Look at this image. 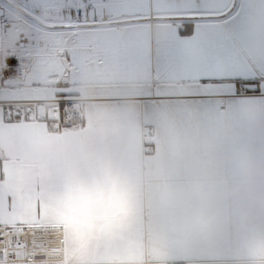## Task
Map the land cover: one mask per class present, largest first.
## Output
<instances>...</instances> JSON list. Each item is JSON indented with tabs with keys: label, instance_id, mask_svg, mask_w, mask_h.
<instances>
[{
	"label": "crops",
	"instance_id": "obj_1",
	"mask_svg": "<svg viewBox=\"0 0 264 264\" xmlns=\"http://www.w3.org/2000/svg\"><path fill=\"white\" fill-rule=\"evenodd\" d=\"M26 3L37 5L30 24ZM197 3L204 22L178 38L182 0H103L74 71L77 45L50 23L56 0H0L26 67L0 98L57 99L67 83L69 98L84 101L85 127L61 135L0 121V191L24 194L31 221L60 230L59 259L38 254L34 264H264V94L189 95L209 44L226 45L244 78L264 75V0ZM29 31L44 41L28 42ZM122 43L132 66L117 72ZM12 50L0 38V65ZM169 50L165 83L156 66ZM144 126L156 144L146 156Z\"/></svg>",
	"mask_w": 264,
	"mask_h": 264
},
{
	"label": "snow or ice",
	"instance_id": "obj_2",
	"mask_svg": "<svg viewBox=\"0 0 264 264\" xmlns=\"http://www.w3.org/2000/svg\"><path fill=\"white\" fill-rule=\"evenodd\" d=\"M103 0H56L55 16L51 26L62 36H70L76 47L70 50V59L75 71L79 51L81 32L98 23L97 13L102 9ZM26 23H31L37 11V5L26 3ZM178 15L174 17L179 22L178 38L195 37L204 22L205 9L197 0H182L177 8ZM0 38L7 39L12 44V54L4 59L3 70L0 71V91L12 85L13 78L21 63V53L24 45L14 37V27L7 19L0 20ZM62 51H64L62 49ZM67 55V53H65ZM98 56L103 59L105 53L98 49ZM117 72L126 71L132 66L129 47L126 43L118 45L115 52ZM176 59V53L169 50L158 55L156 66L157 78L167 81L171 75V66ZM243 70L233 65L230 51L223 43L209 44L198 58L190 71L193 91L189 95L206 97L215 90L232 88L233 94L239 95L242 90L248 94H264V75L260 79H246L241 75ZM264 73V68H261ZM70 85H64V91L57 96V116L70 107ZM254 89V91H252ZM37 101L32 98H0V121L9 123L34 119L32 104ZM43 226L31 221L28 198L24 194L0 191V264H34L35 254L30 248L37 245V234Z\"/></svg>",
	"mask_w": 264,
	"mask_h": 264
},
{
	"label": "built area",
	"instance_id": "obj_3",
	"mask_svg": "<svg viewBox=\"0 0 264 264\" xmlns=\"http://www.w3.org/2000/svg\"><path fill=\"white\" fill-rule=\"evenodd\" d=\"M4 60L0 67V71L3 70ZM19 71L16 72V75H23L26 71V67L23 64H20ZM240 96H251L247 94L244 90L240 92ZM70 107L65 108L63 112L57 116L55 111L57 107V99L37 101L31 106L34 111V119H29L27 121L21 120L24 123H43L47 125L48 132L54 135H61L68 129L81 130L85 127V110H84V101L78 98H69ZM51 117L54 120H51ZM142 137L140 138V150L144 152H152L156 150V144L154 140V128L153 127H142Z\"/></svg>",
	"mask_w": 264,
	"mask_h": 264
},
{
	"label": "bare ground",
	"instance_id": "obj_4",
	"mask_svg": "<svg viewBox=\"0 0 264 264\" xmlns=\"http://www.w3.org/2000/svg\"><path fill=\"white\" fill-rule=\"evenodd\" d=\"M154 151L144 152L142 154L146 156L152 154ZM59 231L60 230L56 228H41L36 237L37 245L35 247L30 248V252L35 254V256L38 254H43L46 256L47 260L59 259L61 247V238Z\"/></svg>",
	"mask_w": 264,
	"mask_h": 264
},
{
	"label": "rangeland",
	"instance_id": "obj_5",
	"mask_svg": "<svg viewBox=\"0 0 264 264\" xmlns=\"http://www.w3.org/2000/svg\"><path fill=\"white\" fill-rule=\"evenodd\" d=\"M155 5H156V3L154 4V6H152V5H150V10H151V14H152V12H153V9H154V7H155ZM28 34V42L29 41H36V42H39V41H37V40H42V41H44L43 39V36H42V34L41 33H36V32H31V31H29V33H27ZM18 71V70H17ZM16 71V72H17ZM18 74H19V71H18ZM34 211H37L38 212V209L36 208ZM33 211V212H34ZM32 212V213H33ZM36 216H40L41 217V215H37V214H35ZM30 217H31V215H30Z\"/></svg>",
	"mask_w": 264,
	"mask_h": 264
},
{
	"label": "water",
	"instance_id": "obj_6",
	"mask_svg": "<svg viewBox=\"0 0 264 264\" xmlns=\"http://www.w3.org/2000/svg\"><path fill=\"white\" fill-rule=\"evenodd\" d=\"M51 120H54V118H53V117H51Z\"/></svg>",
	"mask_w": 264,
	"mask_h": 264
}]
</instances>
